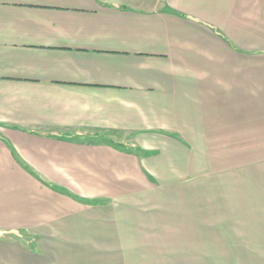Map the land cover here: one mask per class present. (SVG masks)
<instances>
[{"label":"crops","instance_id":"0c3cea01","mask_svg":"<svg viewBox=\"0 0 264 264\" xmlns=\"http://www.w3.org/2000/svg\"><path fill=\"white\" fill-rule=\"evenodd\" d=\"M261 247L264 0H0V264Z\"/></svg>","mask_w":264,"mask_h":264},{"label":"rangeland","instance_id":"374dc122","mask_svg":"<svg viewBox=\"0 0 264 264\" xmlns=\"http://www.w3.org/2000/svg\"><path fill=\"white\" fill-rule=\"evenodd\" d=\"M250 256L252 259L257 262L248 263V264H264V247L261 248H251Z\"/></svg>","mask_w":264,"mask_h":264}]
</instances>
